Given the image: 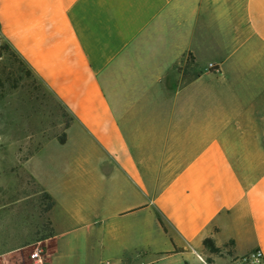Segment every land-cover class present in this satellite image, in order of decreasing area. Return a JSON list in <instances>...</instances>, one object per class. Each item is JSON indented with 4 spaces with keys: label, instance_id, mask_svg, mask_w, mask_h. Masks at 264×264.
<instances>
[{
    "label": "crops",
    "instance_id": "0c3cea01",
    "mask_svg": "<svg viewBox=\"0 0 264 264\" xmlns=\"http://www.w3.org/2000/svg\"><path fill=\"white\" fill-rule=\"evenodd\" d=\"M0 32L70 117L21 164L44 264H264V0H0Z\"/></svg>",
    "mask_w": 264,
    "mask_h": 264
},
{
    "label": "rangeland",
    "instance_id": "374dc122",
    "mask_svg": "<svg viewBox=\"0 0 264 264\" xmlns=\"http://www.w3.org/2000/svg\"><path fill=\"white\" fill-rule=\"evenodd\" d=\"M69 121L61 102L0 32V255L21 246L17 256L3 264L32 260L38 247L44 256L53 245L49 200L32 177L21 171V164L46 139L62 136ZM204 251L201 264H247L231 259L229 245L217 251L205 247Z\"/></svg>",
    "mask_w": 264,
    "mask_h": 264
},
{
    "label": "built area",
    "instance_id": "2783aa9c",
    "mask_svg": "<svg viewBox=\"0 0 264 264\" xmlns=\"http://www.w3.org/2000/svg\"><path fill=\"white\" fill-rule=\"evenodd\" d=\"M31 258L34 260L35 264H44V256L42 254V249L39 247L34 250L31 254ZM261 253L259 250L252 252L249 255H245L241 258L244 263L258 264L261 262Z\"/></svg>",
    "mask_w": 264,
    "mask_h": 264
},
{
    "label": "trees",
    "instance_id": "16d2710c",
    "mask_svg": "<svg viewBox=\"0 0 264 264\" xmlns=\"http://www.w3.org/2000/svg\"><path fill=\"white\" fill-rule=\"evenodd\" d=\"M14 51V50H13ZM15 52V51H14ZM16 53V52H15ZM69 122L66 124V126H68ZM58 140L60 143H63L64 140H65V134L63 133L62 136L58 137ZM46 198L49 200V206H48V209L51 207L52 205V201L50 200V197L48 196L47 193H43ZM203 244L205 247H208L211 251H217L218 250V247H216L214 241L212 238L208 237V238H205L204 241H203Z\"/></svg>",
    "mask_w": 264,
    "mask_h": 264
}]
</instances>
